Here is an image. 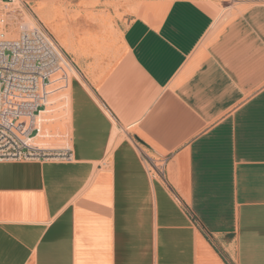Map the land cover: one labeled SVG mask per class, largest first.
Listing matches in <instances>:
<instances>
[{
	"label": "crops",
	"instance_id": "0c3cea01",
	"mask_svg": "<svg viewBox=\"0 0 264 264\" xmlns=\"http://www.w3.org/2000/svg\"><path fill=\"white\" fill-rule=\"evenodd\" d=\"M20 1L91 91L71 161H0V264H264V3Z\"/></svg>",
	"mask_w": 264,
	"mask_h": 264
},
{
	"label": "built area",
	"instance_id": "2783aa9c",
	"mask_svg": "<svg viewBox=\"0 0 264 264\" xmlns=\"http://www.w3.org/2000/svg\"><path fill=\"white\" fill-rule=\"evenodd\" d=\"M15 1L0 0L7 14ZM0 22L9 25L4 18ZM74 68L73 60L42 23L22 22L13 38L0 34V161L73 159L71 147L41 146L36 138L42 132L39 117L52 94L50 87L68 88Z\"/></svg>",
	"mask_w": 264,
	"mask_h": 264
},
{
	"label": "rangeland",
	"instance_id": "374dc122",
	"mask_svg": "<svg viewBox=\"0 0 264 264\" xmlns=\"http://www.w3.org/2000/svg\"><path fill=\"white\" fill-rule=\"evenodd\" d=\"M235 1L236 0H231L230 3L225 2L223 4L222 10H221L222 17H225V15L229 14V12L231 11V8L227 9V7H229L230 4H233L234 6L239 5L237 4V1L236 2ZM255 1L259 3H264V0H255ZM13 8H19L18 10H21V12H18V11L16 13L14 12L15 14L14 22L17 23L16 25L17 32L19 30V25L22 22L32 21L33 23L31 22L32 23L31 25H35L38 23L43 24V22H41V20L38 19L37 15L33 13L34 12L33 9L30 6L25 7L23 4H21V1L16 0L15 3L10 6V9L13 10ZM245 8H247V4L240 6L238 11H242ZM10 14H13V11ZM7 15H9V13L8 14L6 13V9H4V5L0 3V18L6 19V21L9 23L8 26H5L3 25L4 23L0 22V25L1 26L3 25V28H4L3 31L1 32H4L5 35L7 34L8 31H10V29H12L11 23L8 19L9 17ZM29 17L31 18V20ZM225 19L227 18L225 17ZM225 19L224 21H226ZM42 21L45 22V25L44 24L43 25L49 30V32L51 34L53 32L54 35L53 34L52 35L55 36L54 38L56 39V41L65 50L64 46H67V45L61 44V42L58 40L57 35H56V32H57L65 39L64 30L60 26V24L54 22L53 18L49 17L48 15L42 16ZM219 22H217V24ZM49 24L51 26H49ZM65 52L73 60L72 56L66 50ZM73 64L75 68L73 72L70 73L71 78L69 80L68 88L58 89L59 88L58 86L50 87V89H52L51 90L52 94L49 98V101L47 102V105L45 107L46 109L41 113L39 117V121L41 122V126H42V132L36 139H37L38 144L41 146L50 147V148H60V147H68V146L72 147L70 143L69 131H68V126L70 124V108H73V98L71 99V80L74 78H78L77 80L78 83L82 85L84 88L91 91L84 73H82V71L77 66L74 60H73ZM74 75L75 76L77 75L78 77H75ZM117 132H119L118 129H117ZM143 154H144L143 155L144 162L146 163L149 170H151V172L154 175L158 176L155 171V167L152 165L151 160L147 157V154L150 157H154V156L147 149H144ZM154 161L157 162V166H163L161 161L156 160V159Z\"/></svg>",
	"mask_w": 264,
	"mask_h": 264
},
{
	"label": "bare ground",
	"instance_id": "6f19581e",
	"mask_svg": "<svg viewBox=\"0 0 264 264\" xmlns=\"http://www.w3.org/2000/svg\"><path fill=\"white\" fill-rule=\"evenodd\" d=\"M18 9L19 8H13V14H9V15H7L9 18V21H10V23H11V28L12 29H10V31H8L7 32V34L5 35L7 38H13V37H15L16 35H17V31H16V25H17V23L16 22H14V20H15V14H14V12L16 13L17 11H18ZM221 17V16H220ZM219 17V18H220ZM30 18V17H29ZM219 18L217 19V21L214 23V25H216L217 24V22H219L220 20H219ZM224 19H225V17H223L222 19H221V22H223L224 21ZM30 20H31V18H30ZM32 22V21H31ZM31 22H26V24H28V25H31L32 23ZM4 25V24H3ZM3 25L1 26L0 25V34L2 33L1 31H3ZM49 26H51L50 24H49ZM212 30V29H211ZM56 35H57V38H58V40L61 42V44H63V45H66V40L64 39V37H62L59 33H57L56 32ZM73 72V70L70 72V73H72ZM74 74V73H73ZM76 74V73H75ZM75 76V75H74ZM77 76V75H76ZM73 77V76H72ZM71 78V77H70ZM70 80V79H69ZM117 128H115V130H114V134H113V137H115V136H117Z\"/></svg>",
	"mask_w": 264,
	"mask_h": 264
}]
</instances>
